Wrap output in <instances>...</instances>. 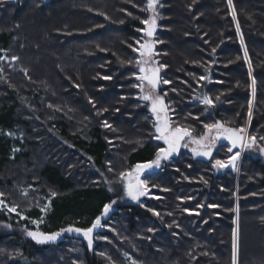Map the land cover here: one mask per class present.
<instances>
[{"label": "trees", "instance_id": "16d2710c", "mask_svg": "<svg viewBox=\"0 0 264 264\" xmlns=\"http://www.w3.org/2000/svg\"><path fill=\"white\" fill-rule=\"evenodd\" d=\"M232 4L235 19L227 0H158L152 40L169 81L158 91L194 136L219 121L260 147L264 0ZM146 5L0 0V193L18 211L0 210V264H233L234 231L236 264H264V163L250 154L232 171L213 167L233 155L227 144L210 161L181 151L144 174L148 194L128 202L119 174L163 147L133 87ZM112 201L119 212L94 231L92 249L74 232L60 245L27 235L90 227Z\"/></svg>", "mask_w": 264, "mask_h": 264}, {"label": "snow or ice", "instance_id": "6c2138e0", "mask_svg": "<svg viewBox=\"0 0 264 264\" xmlns=\"http://www.w3.org/2000/svg\"><path fill=\"white\" fill-rule=\"evenodd\" d=\"M158 0H147V5L144 11H150L152 15L146 19L141 21L146 27L143 29L145 36L148 38H152L156 31L157 20L159 19L158 13L155 11ZM228 7L231 10L233 19L236 18V13L233 8L232 0H227ZM237 31L239 33V26L237 25ZM138 47L133 48V51L139 54V59L135 61L136 66L139 68V74L135 75V78L140 81V84H135L133 87L140 88L142 95L139 99L148 103L149 111L151 115L154 117L153 127L155 128V139L163 141L166 147L159 148L155 154V158L147 163H137L131 169L126 172H121L119 174V180L123 184V190L127 197L134 201H139L140 197L146 196L148 194V183L147 180L142 179V176L146 171L152 170L153 168H160L161 162L168 160L173 154L178 153L181 146L188 147V144H194L196 147L192 148V152L196 156H203L211 159L212 150L216 145V142L220 139H227L231 147L228 148L229 152L233 151V148H236L237 145L241 149L248 148L251 149L257 144V140L255 137H248L243 135L245 132L244 129L238 128H228L219 121L214 124H205L204 125V133L201 135L194 136L193 132L186 127L180 126L176 122H174L169 112L171 111L168 104L165 103L164 96L159 94V85L160 83L167 84L169 81L162 80L159 73L161 68L165 67L164 65H159L156 60L153 59L154 53V43L151 40H145L144 42L137 41ZM241 45L243 46V40L241 37ZM215 51V49H213ZM245 60H248L247 51L244 53ZM0 59H4V57H0ZM13 60L18 59L17 57H12ZM2 71V69H0ZM249 74H251V66L249 63ZM201 80L206 79V77H200ZM253 85L255 81L252 82ZM148 86V91H144L143 85ZM255 93V88L253 87V94ZM166 95V94H165ZM201 99V98H197ZM219 99V97H217ZM201 103L205 105H212L213 101L210 97L204 96L201 99ZM249 118H251V104L249 105ZM106 127H109L105 123ZM264 140V137L260 138ZM259 151L264 154V145L259 147ZM240 153H234L227 161L216 160L213 164L214 168H224L227 166H231L235 169V161L239 157ZM112 169L109 168V171ZM112 190L111 188L109 189ZM26 194V193H25ZM4 194L0 193V197ZM55 196L56 193L53 192L51 194ZM116 203V201H112L110 204H106L101 213V216L96 217L94 222L90 227L87 228H76V227H68L67 229H62L60 232L52 233V234H44L41 232L28 231L27 235L35 240L37 243H47L54 242L60 235L61 232H74L82 235L84 239L87 241V245L89 248L93 245V233L96 229L102 227L101 225V217L107 216L112 204ZM0 205H4V201L0 199ZM48 205H45L41 211H45ZM8 211L16 212V207H9ZM238 211V209L236 210ZM24 219L25 217H21ZM34 224L38 223L37 221H33ZM152 231V229H149ZM237 234L233 232V255L232 261L233 264H236L237 260ZM132 264H136L135 261H132Z\"/></svg>", "mask_w": 264, "mask_h": 264}, {"label": "rangeland", "instance_id": "374dc122", "mask_svg": "<svg viewBox=\"0 0 264 264\" xmlns=\"http://www.w3.org/2000/svg\"><path fill=\"white\" fill-rule=\"evenodd\" d=\"M155 11H156V9H155ZM145 27H146V25H145ZM157 29H158V26L156 27V31H157ZM156 31H155L154 35L156 34ZM153 37H154V36H153ZM153 37H152V38H153ZM152 38H148V40L150 39L151 42L154 43V53H155L156 43L152 40ZM153 59L156 60V61L158 62V60L156 59V56H155V55L153 56ZM6 62H7V60H6ZM158 64H159V62H158ZM160 72H162V68H161ZM138 73H139V68H138ZM159 75H160V73H159ZM143 87H144V91H145V92H147V91L149 90V89H148V86H147L146 84L143 85ZM160 88H161V83H160V85H159V90H160ZM140 94L142 95L141 90H140ZM142 102H145V101L142 100ZM145 103H146V105H147V109L149 110L148 103H147V102H145ZM149 112H150V111H149ZM150 113H151V112H150ZM151 116H152V115H151ZM152 118H153V121H154V117H153V116H152ZM244 133L246 134V136H248V129L245 130ZM13 137H14V136H13ZM11 138H12V137H11ZM156 140H157V139H156ZM157 141H158L163 147H166V145H164L163 141H161V140H157ZM219 144H220V142H219V140H218V141L216 142L215 147H214L213 150H212V157H211V159L213 158L214 154H216V153L218 152L217 149H218V147H219ZM194 147H196V145L191 144V143L188 144V147H183V146H181L180 149H179V151H178V153L173 154L170 158H172V157H174V156H177L181 151H185V152H188V153L192 156V158L195 159V160H199V161H210V160H211V159H209V158H207V157L196 156V155H194L193 152H192V148H194ZM245 153L252 155L254 158L259 159V160H261V161L264 163V154H262V153L259 151V146H254V147L251 148V149L244 148L243 151H242V152L240 153V155H239V156H240V163H241L242 157H243V155H244ZM170 158H169L168 160H166V161H162L161 164L169 162ZM239 166H240V164H239ZM239 166H238V168H239ZM238 172H239V170H238ZM145 197H146V196H142V197H140L139 201H141V200L144 199ZM128 198H129V197H128ZM0 199H2V200L4 201V205H0V210H2V211L5 212L7 215H9V213H7V212H10V211H8V208H9V207H13V206L8 202L7 199H3V197H0ZM128 202L131 203V204H133L134 202H138V201H134V200H132V199L129 198ZM48 208H49V207H48ZM48 208H47V211H48ZM47 211H46V212H47ZM16 212H18L17 209H16ZM16 212H10V213H11V214H17ZM36 226H38V225H36ZM7 228H8L9 230H11L10 227H7ZM62 235L64 236V235H66V234H62ZM80 236L83 238V240H84L85 243L87 244V241L84 239V237H83L82 235H80ZM95 243H96V242L93 240V245H92V247H91L90 249H92V248L94 247Z\"/></svg>", "mask_w": 264, "mask_h": 264}, {"label": "water", "instance_id": "95a60500", "mask_svg": "<svg viewBox=\"0 0 264 264\" xmlns=\"http://www.w3.org/2000/svg\"><path fill=\"white\" fill-rule=\"evenodd\" d=\"M243 135H246L245 133H242ZM219 142L221 143V144H227V145H229L230 147H231V144H230V142L227 140V139H220L219 140ZM243 151V149H241L240 147H239V145H237V147L236 148H233V151L231 152V153H236V152H242ZM239 162H240V157H238L237 159H236V161H235V165H236V167L238 166V164H239ZM236 167H235V169H236ZM228 169L229 170H235L233 167H231V166H228ZM160 171V168H153L152 170H149V171H146L144 174H148V173H153V172H159ZM119 212V210L118 209H116L115 207H111V209H110V211H109V213H108V215L107 216H104V217H101V225H103V224H105L106 222H108L110 219H112V217L114 216V215H116L117 213ZM101 229V227L100 228H98V229H96L97 231H99ZM95 230V231H96ZM64 242V236L63 235H60L54 242H47V243H45V244H55V245H60V244H62Z\"/></svg>", "mask_w": 264, "mask_h": 264}, {"label": "bare ground", "instance_id": "6f19581e", "mask_svg": "<svg viewBox=\"0 0 264 264\" xmlns=\"http://www.w3.org/2000/svg\"><path fill=\"white\" fill-rule=\"evenodd\" d=\"M104 225V224H103ZM62 235V234H61Z\"/></svg>", "mask_w": 264, "mask_h": 264}]
</instances>
